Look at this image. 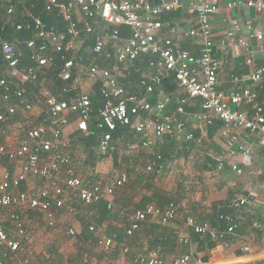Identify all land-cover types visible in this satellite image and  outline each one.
<instances>
[{"label":"built area","instance_id":"obj_1","mask_svg":"<svg viewBox=\"0 0 264 264\" xmlns=\"http://www.w3.org/2000/svg\"><path fill=\"white\" fill-rule=\"evenodd\" d=\"M36 1L43 4L46 12H56L65 23V29L49 26L28 9H23L20 15L24 21L13 23V26L18 31L32 32L33 39L13 43L2 41L4 63L12 78L0 79V103L5 106L4 111L0 106V127L10 124L20 115L30 114V117L24 116L28 119L24 141L20 142L15 137L14 140L0 142V264L14 261L24 252L22 244L28 240L25 223L30 213L43 217L48 227L53 229L58 212L67 209L76 215L75 205L89 208L108 200V208L113 209L118 191L131 182V176L122 163L120 144L124 145V152L131 158L133 166L134 152L154 151L168 138L178 145L188 143L201 148L205 143L203 133L220 121L223 125L221 136L228 152L217 157L218 171L224 170L227 156L242 154L244 161L251 164L254 150L249 141L252 138H258L264 148V105H256L259 99L256 88L264 83V66H259L249 55L250 77L246 80L232 78L234 87L230 93L219 89V77L225 63L217 58L214 45L211 20L218 10L216 5L200 2L196 8L197 25L185 33L186 38L201 45L200 56L196 57L170 38L161 36L164 28L162 17L182 9V0ZM240 2L243 0H236L229 7ZM248 6L264 16V1L248 0ZM7 12L9 17L16 15L15 5L8 6ZM246 25L250 38L264 43V35L255 29L252 22ZM122 27L131 29L129 38L121 36ZM239 28L241 24L233 22L228 37L234 39ZM176 32L177 28H170V33ZM89 41L93 44H87ZM241 49L251 54L247 39H236L234 56H240ZM26 54L32 65L21 67ZM88 55L95 57L96 63L84 64V57ZM58 56L63 63L59 78L66 86L62 93L56 95L51 90L54 82L49 74L56 66ZM142 57L150 58L141 80L143 93H128L119 81L117 69L134 66ZM105 62H113L114 66L104 67L102 63ZM170 75L175 76L183 92L175 111L170 110L172 95L163 94L154 99L155 92L162 89L164 79ZM242 82H250L252 86L241 87ZM30 85L39 91L31 92L28 97ZM98 97L101 98V106L95 117L92 108L94 98ZM197 103L200 112L193 115L194 122L191 123L187 108L196 107ZM247 106H253L251 113L242 110ZM73 123L77 131L87 137L98 138V151L102 155L114 161L117 155L118 166L124 169L112 183L105 176L87 181L74 168L73 159L63 146L67 129ZM120 130L122 133L118 135ZM189 146L187 149L192 147ZM208 154L204 151L202 156ZM161 161L159 155L157 160L148 162L145 172L159 175L168 170L171 176L174 175V169ZM229 165L237 175L243 174L238 163ZM255 204L253 196L238 197L230 207L240 214ZM182 219L180 207L175 202L165 206L151 203L133 213L125 226V238H133L150 220L166 226ZM241 219L232 213L220 216V220L226 223V230L192 217L186 219V224L200 237L218 241L235 234ZM254 227L260 228V225L254 223ZM106 228L89 226L98 247L112 253L118 246V235L107 234ZM69 234L76 236L77 231L71 229ZM180 242L188 243V240L181 239ZM123 246L127 255L131 249ZM245 250L249 251V246ZM135 260L140 264H165L155 251L136 254ZM190 262L191 257L185 256L174 264Z\"/></svg>","mask_w":264,"mask_h":264},{"label":"crops","instance_id":"obj_2","mask_svg":"<svg viewBox=\"0 0 264 264\" xmlns=\"http://www.w3.org/2000/svg\"><path fill=\"white\" fill-rule=\"evenodd\" d=\"M152 1L156 2L158 0ZM235 1L236 0H182L184 5L183 8L168 14L170 20L167 21V23L165 20L164 22L162 21L164 25L161 32L162 37L170 38L175 44L179 45L180 48L188 50L194 56L199 57L202 49L201 45L193 39L186 38L185 33L191 28H195L197 25L198 16L196 8L200 5V2L217 6L218 10L214 14L211 24L217 58L225 63L223 72L219 77V89L226 93H230L231 89L234 87L232 78L238 77L246 80L250 77L252 69L247 65L249 55L254 57L259 66H264V43L259 42L256 38H250V32L246 25V23L252 22L255 29L264 35V16L258 13L254 7H249L248 0L236 3L230 8L229 4L235 3ZM251 1L256 2L264 0ZM235 21L241 24V28L236 31L235 38L233 39L229 38L227 33L231 30L232 24ZM172 27L177 28L175 34L170 33V28ZM123 38L127 39L125 37ZM241 38L249 41L251 54L241 49V55L237 57L234 56L233 46L236 43V39ZM90 43L92 42L89 41L87 44L91 45ZM91 58L93 57H90V55L87 57L85 56L83 63L85 60L90 61ZM149 59V57H142L137 61L139 63L135 62L134 66H124L126 71L123 76H120L117 72L119 81L128 93H143L141 80L144 71L149 67ZM91 62L92 61H90V63ZM138 64L141 67L144 65V69L142 70ZM132 71L141 73V79L136 85H133L132 82L125 85L121 80L126 78V76L130 78ZM171 76L172 75L164 79L162 89H157L154 99L163 94L168 96L172 95L173 102L170 106V110L175 111L178 100L183 95V92L179 89L178 85L174 93H167L165 91V81ZM249 86H252L250 82L241 83V87L245 88ZM133 88L136 90L132 91L131 89ZM261 89L262 91L264 90L263 84L261 87L256 88L259 94ZM197 104L196 107L187 108L191 123L194 122L193 115L200 112V105L199 103ZM242 110H246V107H244V109L242 107ZM217 123L221 122L216 121L215 125ZM209 130L210 128L207 132L203 133L205 143L201 148L194 145L190 147V149L186 147L189 152L187 153L188 155H184L183 153L185 151L180 148L181 150L178 149L180 157H174L167 163L168 166L175 171L172 176L176 177L175 182L177 183H175L172 190L162 186V182L165 181V175L171 176L168 170H165L159 175L155 174L150 180L152 188L145 190L144 197H148L149 199L153 197L155 192L171 198L173 202L179 205L183 219L172 222L166 226L161 225L156 220H150L140 231L135 233L133 238L125 239L124 244H120L123 253V245H126L131 248V251H135L137 255L147 254L150 252L148 250L149 241L151 239L154 241L169 242L177 246L178 250H173V254L166 253L164 259L165 264H174L177 259L185 256L191 257L190 264H264V148L262 149L260 146L258 138H252L249 141V145L254 150V157L250 162L251 164L244 161L245 158L242 154H238L236 157L227 156V164L224 170L218 171V162L216 159L220 154L227 153L228 149L221 136V129L214 134H210ZM196 133L200 134V131L196 130ZM13 137L14 136H11V138ZM161 148L162 145L157 149ZM157 149L146 152V154L148 153L149 155L146 158L145 166L148 162L153 160V155ZM204 151L209 154L202 156ZM231 162L239 164V167L243 170L242 175H237L232 170L229 165ZM248 196H253L255 198L256 204L254 207L243 210L240 214L229 209L234 199ZM128 199L129 198H127V200ZM151 203L162 204L161 201L157 199L154 201L151 200L148 204ZM229 212L230 214H236L239 219L242 217V223L235 234L226 235L224 238H219L218 241H213L215 243V247L213 248L208 246V242L205 241L206 238H198V236L195 235L196 233L186 224V219L192 217L201 223H209L213 227L223 230L221 228V221L217 219V216L222 213L229 214ZM254 223L259 224L260 228H254ZM107 225L116 229L125 227L120 221L116 220L107 221ZM151 226H160L161 228L155 230L152 229ZM181 239H187L188 243L182 244L180 242ZM246 246H249V251L245 250ZM97 262L98 264H137L135 259L133 262L128 261L124 256H120L117 260L109 258L108 260Z\"/></svg>","mask_w":264,"mask_h":264},{"label":"rangeland","instance_id":"obj_3","mask_svg":"<svg viewBox=\"0 0 264 264\" xmlns=\"http://www.w3.org/2000/svg\"><path fill=\"white\" fill-rule=\"evenodd\" d=\"M125 71L126 68L124 66H121L117 69V72L120 76L125 75ZM86 86L89 87L91 84ZM0 106L2 109L5 108V106L1 103ZM24 116H27L28 118L30 117V114L20 115L10 124L0 127V142L10 139L14 140L15 137L16 139L20 140V142L25 140L28 119ZM76 132V125L73 123L67 129L65 138L63 140L65 151L70 154L73 159L74 168L79 171L84 176V178L87 179V181H94L99 176H105L108 182L112 183L116 176L124 169V167L116 165L113 158L110 157L101 160L100 157L102 154L98 151V148L95 151V157L96 159L98 157L99 160L97 159L96 165L92 166L90 164L89 151L75 137ZM11 136L14 137L11 138ZM119 146L122 153V163L131 176V182L124 189L118 191L116 197L117 199H120L121 203H115L113 210H118L120 204L125 206V214L121 217L119 216L115 220L120 221L122 225L126 226L128 225L133 213L140 209L141 199L145 195V190H148L145 184L143 185L142 182H139V179H143V182L148 180L146 178L147 174L145 173V164L146 158L149 154H146L147 151L134 152L132 156V162H134V164L131 166L130 160L127 158L128 154L124 152V145L120 144ZM165 176V181L162 182V186L172 190L175 186V183H177L175 182L176 177H171L168 175ZM37 184L38 186L42 185V183ZM127 198H129L126 201L127 203L123 204L122 201ZM79 207L76 208V215L70 214L67 209L59 211L57 215L56 227L53 229L49 228L43 217H39L37 214L30 213L27 215V217L25 216L27 219L25 225L28 240L24 241L22 244L24 252H22L21 256H19L20 258H15L14 261H8L7 263L18 262L19 264H38V256L48 255V253L50 254V252L53 251H59L65 257L66 261L72 258L81 260L83 264H98L97 261L100 259L99 257L104 256L106 252L100 249L94 243V240L86 241L81 239L82 231L85 228L91 225H98L95 222L96 214L90 209H83ZM100 226L105 228L107 227L106 232L109 234L111 227L107 225V222H104ZM71 229L77 231L76 236H71L69 234ZM81 247H83V252L79 251ZM107 255H111V252ZM121 256L126 257L124 253H121ZM22 258L29 260V262L27 263L25 260H23L22 263H20L19 261Z\"/></svg>","mask_w":264,"mask_h":264},{"label":"trees","instance_id":"obj_4","mask_svg":"<svg viewBox=\"0 0 264 264\" xmlns=\"http://www.w3.org/2000/svg\"><path fill=\"white\" fill-rule=\"evenodd\" d=\"M0 79L2 78H7L8 80H11L12 76H11V72L8 69V66L6 63H4V58H3V54H2V41H9V42H26L29 41L31 39H33L34 34L32 32H27V31H18L16 29L15 26H13V23L17 24L21 21H24L23 18L21 17L20 13L23 9H28L29 11H31L32 15H34L35 17H39L41 18L47 25L49 26H57L60 30H64L65 29V23L63 22L62 18L58 17L57 13H48L44 10V6L42 3H38L36 0H0ZM10 5H15L16 9H17V14L13 15L12 17H9L8 15V6ZM162 21L167 23V21L170 20L169 15H165L162 17ZM131 35V29L128 27H122L121 28V36L128 38ZM91 45L93 43H90ZM90 61H92L93 63H96V58L93 57L90 59ZM90 61L85 60V64H90ZM139 63V62H137ZM32 65V62L30 61V57L29 55H25L23 60H22V64L21 67L23 66H30ZM63 65L60 56H58L56 58V66L52 69V71L50 72V77L51 80H53L54 85L50 86L51 90L54 94L59 95L60 93H62L64 86H66L64 84V82L59 78V69L61 68V66ZM102 65L104 67H108L111 68L113 66L112 62H105L102 63ZM139 65V64H138ZM139 67H141L139 65ZM144 65L141 67V69H144ZM127 73V72H126ZM128 75V74H126ZM130 78H128V76H126V78H123L121 81L125 84L128 85L130 84L129 82H134L132 83L133 85H136L140 79H141V73L132 71L130 74ZM165 91L167 93H174L177 90V83L175 80V76L172 75L169 79H167L165 81ZM39 88H36L34 85H30L29 86V94L27 95L28 97H30V93L31 92H37ZM99 89V87L97 88ZM263 89H264V83H263ZM132 91H135L136 89H131ZM1 91V90H0ZM260 94H259V99L256 103V105H264V100H263V96H264V90L262 91V89L260 90ZM1 93V92H0ZM101 106V99L98 98H94V102H93V115L95 117L98 116V111L99 108ZM244 109V108H243ZM5 109H3L2 111H4ZM246 110L251 113L253 111V106H247ZM19 117V116H18ZM18 117H15V119H17ZM95 122V120L93 121ZM222 124L221 123H217L216 125L212 126L210 128V134H214L215 132L219 131L222 128ZM122 133V130H120L118 132V135ZM75 137L78 139V141L81 142V144L84 145V147L89 151L90 154V164L92 166L96 165V160L99 158L95 157V151L98 148V138L97 137H87L86 135H84L83 133H81L80 131H77L75 133ZM181 145V146H180ZM179 146L177 145V143L175 142V140L172 139H167L165 141V143L162 145L161 149H157L155 154L153 155V160H157V157L160 155L162 157V163L167 164L171 159H173L174 157H180L179 155V150H184L185 152L183 153L184 155H188L187 153H189L186 149V147H188V143H183L180 144ZM190 146H193V144H191ZM189 146V147H190ZM181 148V149H180ZM179 149V150H178ZM263 149V148H262ZM107 155H101V160L107 158ZM130 160V157H127ZM117 155L115 158V164L118 165L117 162ZM127 161V160H126ZM146 173V172H145ZM147 175V181L143 182V179H139V182H142L143 185L145 184V186L147 187V189H151L152 185H151V178L154 177V175H158L156 172L153 173H146ZM159 200L161 201V205L165 206V205H169L170 203L173 202V200L171 198H168L164 195H162L161 193L155 192L152 198H148V197H143L141 201V206L140 209H143L145 207L146 204H148L151 200ZM127 199L123 200V204H126ZM115 203H121L120 199H117V197L114 199ZM76 208H78L80 205H75ZM125 206L120 204V207L118 210L114 211L113 209H109L108 208V200H104L92 207H84L81 206L79 208H83V209H90L91 211H93L96 214V224H98L99 226L102 225L104 222L107 221H112L117 219L119 216H123L126 212V209L124 208ZM229 209L231 210V207L229 206ZM232 211V210H231ZM230 213V212H229ZM226 213H222L221 215L217 216L220 220V216L224 215ZM221 221V220H220ZM146 224V223H145ZM221 225H222V229L226 230L227 227L225 225V223L223 221H221ZM253 226V225H252ZM156 227V228H154ZM152 229L155 230H159L161 227L160 226H151ZM255 228V227H254ZM124 229V230H123ZM125 227L122 228H111L109 235H114L117 234L118 235V239H117V243L118 246L115 249L114 252L111 253V255H107L110 253H105L104 256L99 257L100 259H98V261H104V260H108L109 258H113V259H119L121 256V253H123V251H121V247L120 244H124V240L125 238ZM197 235V234H195ZM198 238L200 237L199 235H197ZM205 241L208 242V246L210 248L215 247V243L212 241V239L210 237H205ZM81 239L84 240H89L92 241L94 240V243L97 245V239L96 236L93 232H90L89 227L85 228L82 231V237ZM131 239V238H130ZM202 242V241H201ZM98 246V245H97ZM173 250H178L177 246L172 245L169 242H162V241H154L151 240L149 241V250L148 251H155L158 252L159 255L161 256L162 260L164 261L166 253H171L173 254ZM81 252H83V247L80 248ZM177 253V252H176ZM136 252L134 251H130L127 255H126V259H128V261H134L135 257H136ZM37 260L39 261L38 264H83V262H81V260L78 259H72L70 258L68 261H66L65 257L59 252V251H53L50 252V254L48 253V255H40L37 257ZM87 261V260H86ZM8 262V261H7ZM5 263V264H19V263ZM88 262V261H87ZM32 264H37V263H32ZM137 264H140L139 262H137Z\"/></svg>","mask_w":264,"mask_h":264}]
</instances>
